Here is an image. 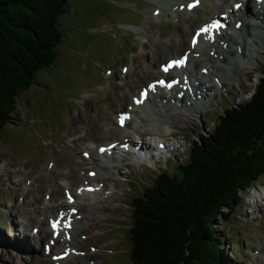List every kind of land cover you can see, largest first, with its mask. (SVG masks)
<instances>
[{
    "label": "rangeland",
    "instance_id": "rangeland-1",
    "mask_svg": "<svg viewBox=\"0 0 264 264\" xmlns=\"http://www.w3.org/2000/svg\"><path fill=\"white\" fill-rule=\"evenodd\" d=\"M169 1L69 0L66 13L59 19L62 42L56 48V61L35 75L33 86L18 97L13 119L0 133V264H51L42 255V240L37 243V238L31 237L33 228L38 227L39 240L46 238L41 236L44 211L35 214L36 224L19 216L48 204L47 195L63 200L62 184L69 181L70 188H74L83 182L80 168L83 171L92 165L80 157V151L120 137L110 129L112 126L107 125V120H114L116 112L127 109L130 103L127 90L133 89L136 95L139 86L144 87L156 78L154 71L170 57L166 53L172 42L187 43L190 31H181L185 28L183 20L180 23L174 18L145 20L158 3ZM185 22L194 27V22ZM255 57L253 66L243 69L237 78L230 76L231 85L224 87L225 93L213 91L209 105L203 108L204 114L190 118L170 116L172 126L161 129L165 130L161 136L166 146L176 143L171 145L176 154L159 161L152 157L149 162L141 159L143 152L131 151L124 154L118 169H113V176L101 172L102 177L94 181L106 178L102 181L105 183L102 191L78 202L83 215L77 225L75 247L84 251L85 256L73 259L70 264L77 261L79 264H130L127 204L162 170L172 173L176 171V164L187 160L192 141H200L201 135L204 138L207 130L204 125L211 128L217 118L216 111H212L249 99L258 78L264 77L260 67L264 64V52ZM123 66L132 73L129 70L125 76L121 74ZM199 66L195 62L190 69L198 70ZM105 70H111L112 74L106 76ZM173 112L169 109L168 114ZM138 115L142 120L136 119L131 124L144 132L145 137L139 142L159 140L145 126L148 116L139 112L135 117ZM137 123L141 126L139 129ZM107 128L111 131L110 138H107ZM131 129L128 136H133ZM152 152L154 148L148 151ZM50 160L54 164L51 171L46 169ZM256 187L257 190L241 193L242 201L229 220L220 217L215 220L214 228L224 239L221 249L229 258L228 264H264V176ZM54 207L55 203L46 211L51 213ZM81 235L87 239L82 240ZM91 245L99 252L90 253ZM232 250L240 259L229 253ZM63 264L68 262L64 260Z\"/></svg>",
    "mask_w": 264,
    "mask_h": 264
},
{
    "label": "trees",
    "instance_id": "trees-1",
    "mask_svg": "<svg viewBox=\"0 0 264 264\" xmlns=\"http://www.w3.org/2000/svg\"><path fill=\"white\" fill-rule=\"evenodd\" d=\"M68 2L0 0V133L35 75L56 61ZM202 137L176 171L162 170L127 204L130 264H226L215 220H229L264 176V77Z\"/></svg>",
    "mask_w": 264,
    "mask_h": 264
},
{
    "label": "bare ground",
    "instance_id": "bare-ground-1",
    "mask_svg": "<svg viewBox=\"0 0 264 264\" xmlns=\"http://www.w3.org/2000/svg\"><path fill=\"white\" fill-rule=\"evenodd\" d=\"M189 1L190 0H174V2H173L171 0V1H169V3H158L159 6L164 5V6H168V8L163 7V10H161L159 12L161 15H159L154 20L151 17L154 14V8H153L149 12L150 13L149 17H146L145 20L149 19L150 21H156L157 19H163V17L165 19V17L169 18V14H171V16H173L171 18H175L176 21H179V23L183 20L185 28L181 29V31L182 30L187 31V32L190 31L189 37H191L192 34L193 35L195 34V28L196 27L199 26L197 29V30H199L200 27L207 26L211 20L216 18V16H219L220 14L228 13V11L230 9H232L233 5L240 2V5L242 6L241 9L237 13L230 14L227 29L220 33V35L217 37L216 41L213 44H207V41L204 40V35H202V36H200L199 43L197 44V46L192 49L188 46L189 45L188 44L189 43V37H188L187 43H185L183 41H182V43L172 42L171 45H169V47L167 48L168 51L166 53V55L170 56L169 58H177L179 55H181L184 51H186L188 49L191 51L192 54L193 53L199 54V58L197 60H194V59H192V57H190L191 64L196 62L199 65H201V66H199V69L198 70H191L189 68H186L181 73V75L187 76V78H185V79H188V78L190 79L191 85L193 83L196 84V82H199L200 86H195L194 90L196 93L194 94V92H193V94H194L193 96L197 95V91H200V93L209 91V89H210L209 86H204L205 84L203 83V80L205 81L206 79L211 78V76H212V81L214 78L217 77L220 79L219 82H222L223 87H225V86L230 87V85H231V79H230L231 77L230 76L235 75V77L237 78L236 75L241 73L243 69L249 68V67L254 65V59H256L255 55H258L261 52H264V6L262 4L261 5L262 10H260L261 7H258V5L254 2V0H200L201 4L192 12H187L185 10L179 9L180 5H184ZM245 1H247V2H245ZM251 2L253 4L252 7H254L253 10L250 8V6L248 4V3L251 4ZM214 3H216V4H214ZM194 15H195V17H191ZM185 20H189V22H194L193 23L194 27L192 28L189 23L185 22ZM237 21L242 22L240 32H238V33L234 32L235 31L234 24ZM128 27H130V26H128ZM147 27H148V24H147ZM137 31H138V28H137ZM148 39L150 40V38H148ZM157 41H159L158 38H157ZM221 42H222V44H221ZM223 44H225L226 47H223ZM238 48H240V52L237 51ZM209 51H214V54L217 55V58L210 56L208 54ZM224 54H225V56H224ZM220 56L224 57V59L222 61H216ZM162 57H163V54H162ZM241 59H244L245 62H242ZM158 66H159V64H158ZM158 66H157V69H158ZM202 69H207V71H208L207 75L202 74ZM129 70L127 71L126 74H128ZM130 73H132L131 70H130ZM154 73L158 75L159 71L158 70H157V72L154 71ZM177 74L178 73H174L172 77L177 76ZM123 79H125V78H123ZM183 81H184V78L181 79L180 84L185 85ZM215 87H217L216 84L214 85L213 88H215ZM99 88H101V87H99ZM133 88L136 89L137 87L133 86ZM140 88H141V86H139L137 88V91ZM132 90L133 89L127 90L128 95L130 97L135 96L134 90L133 91ZM86 95H88V94H86ZM185 96H189V97L193 98L191 95H188L186 93H185ZM205 98L207 100H210V97H208V95L204 96L203 99H205ZM157 99H158V103H160V104H157ZM164 99H167L166 103H163ZM171 99H174L176 101V104L182 103L181 107L182 108L186 107L184 109L185 113H182L181 110L179 111L177 109L178 108L177 105H173L171 103ZM190 102L192 104H191V106H188L185 102V97L181 101H178L177 99L174 98V95L172 97V95L167 96L164 92L158 93L157 95H153L149 99H147L146 102L143 103V105L141 107L134 108V110L131 112V118L129 120V123L133 124L136 121V119L142 120V118L139 117V115H138V117H135V116H137L138 112L141 111L143 114H146L148 116V119L146 118L148 121L145 120L146 121L145 126L147 128H149V127L151 128V129L149 128L150 134L152 133V135L154 134V136L158 137V138H156V139H159L157 143L162 142L164 136H161V135L164 134L165 130L163 131L161 129H166L167 125L169 127H171L172 123H173V120L169 118L170 116H177V117L179 116V117H184V118H190L192 116H198L199 113H202V114L205 113L203 111V108L205 106H207L208 103L201 104V105L197 106L193 101H190ZM150 103H152L151 107H149ZM172 108H174L176 110L174 111V113L168 114L167 113L168 110L169 109L172 110ZM195 109H197V110L195 111ZM110 121H113V122H110ZM107 123H108L107 125H110L113 127V128L110 127V129H113L114 132H116L117 134H120V137H114L113 140H108L106 142L107 143L106 145L111 144L113 142L121 141V138L129 137L128 135L131 134V131H129V130L131 128H132L131 130H133V132H134V133H132V135L136 136L137 140L140 139V137H138V136H141L144 134L143 131H140L141 129L139 130L140 132L137 131V129L135 127H133L132 124H131L130 128H126V126H124L122 129L118 128L116 125V119L115 120H107ZM163 124L166 126H163ZM139 127H141V126L139 125L137 128L139 129ZM108 129L109 128H107L106 130H108ZM108 131L109 132L107 133V136H108L107 138H110L109 135H111V131L110 130H108ZM120 144H124V142H121ZM137 144H138V141L132 143V147H135ZM99 145H102V144L96 145L95 149L93 147H89L86 150L80 151L82 153L84 151H90V157H89L88 161H90V162L92 161L91 165L94 167L95 172H96L94 179L84 178V180L88 179V182L94 181L95 179H98V176L102 177L101 172H108L110 175L113 176L114 175L113 169H118L119 162H121L123 159V156H116V157L112 156L109 159H105L104 157L97 156L94 151H96V149L98 148L97 146H99ZM140 145H141L140 151H144V149L148 150L150 148V146H148L146 142H141ZM49 162H51V160ZM95 162H97V163L95 164ZM78 165H81V164L78 163ZM77 168H79V167L77 166ZM81 170L82 169L80 168L79 171H81ZM89 171L90 170H87L86 174ZM85 177H87V176H85ZM105 180H106V178H101V182L105 181ZM80 183H82V182H80ZM95 184H98V182H95ZM104 185H105V183H104ZM62 186H63L62 187L63 189H69L72 186V184L68 181L67 183L62 184ZM75 186H77V185H75ZM81 186H83V184H81ZM91 195H95V194H84L80 198L82 199L85 196L90 197ZM49 196H51L50 200L48 201V204H50V205L46 204L45 206H43V207L41 206L38 209L35 207L32 212H26L25 215L20 214L19 218L25 217L26 221L33 222L36 224L37 220H36L35 214H39L40 211H44V214H45L44 219H46V221H47L48 217L54 216V213L58 209L66 206V205H64L63 200H59V198H57V196H55V197H53V195H49ZM33 201H35V200H33ZM54 203H55V207H54L55 210H53L51 213H48L46 211V209L49 208L50 206L53 207ZM79 222L80 221L74 219V222H73L74 223V227H73L74 231L72 229V236H75V228H77L79 226L78 225ZM18 224H20V223H18ZM37 229H39V228L37 227ZM46 232H47V229H45L43 227L41 236L45 235ZM38 236H39V233L36 236H32V238L38 237ZM74 244H76V243L74 242ZM53 248H55V247H53ZM54 251H56V249H54ZM262 257H264V250H262ZM65 261H67L68 264H70L72 259H66ZM63 263H64V261L62 262V264ZM77 264H79L78 261H77Z\"/></svg>",
    "mask_w": 264,
    "mask_h": 264
},
{
    "label": "snow or ice",
    "instance_id": "snow-or-ice-1",
    "mask_svg": "<svg viewBox=\"0 0 264 264\" xmlns=\"http://www.w3.org/2000/svg\"><path fill=\"white\" fill-rule=\"evenodd\" d=\"M189 7H192V5H189ZM237 7H239V5H237ZM220 26L221 25H213V27H220ZM201 31L202 32H205V31H207V28H202ZM193 43H195V37H193ZM182 63H183L182 60H180V61H174V62H172V63L169 64V67H171L172 64H176L178 66V65H180ZM165 70H167V69H165ZM160 83H163V82L161 81ZM170 86L171 85H169V87ZM137 102H139V101H137ZM124 119H125V117L121 116V118H120L121 124H123ZM101 151H104V149H101ZM69 200L71 201V198L70 197H69ZM53 227L54 228L56 227V224L55 223L53 224Z\"/></svg>",
    "mask_w": 264,
    "mask_h": 264
}]
</instances>
